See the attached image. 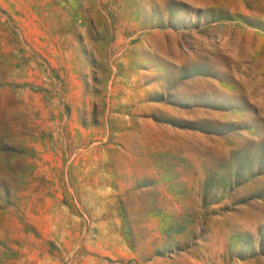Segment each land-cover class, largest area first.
<instances>
[{
  "label": "rangeland",
  "instance_id": "obj_1",
  "mask_svg": "<svg viewBox=\"0 0 264 264\" xmlns=\"http://www.w3.org/2000/svg\"><path fill=\"white\" fill-rule=\"evenodd\" d=\"M0 264H264V0H0Z\"/></svg>",
  "mask_w": 264,
  "mask_h": 264
}]
</instances>
